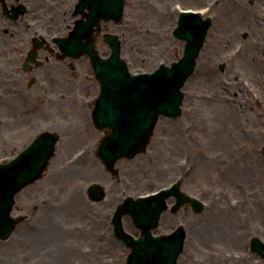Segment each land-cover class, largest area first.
I'll return each mask as SVG.
<instances>
[{"label":"rangeland","instance_id":"rangeland-1","mask_svg":"<svg viewBox=\"0 0 264 264\" xmlns=\"http://www.w3.org/2000/svg\"><path fill=\"white\" fill-rule=\"evenodd\" d=\"M209 1L126 0L122 24L107 25L108 30L122 38V55L130 71H153L161 63L170 65L179 60L185 41L176 37L173 30L180 8L194 7L207 15ZM238 1L220 0L216 7L219 16L209 30L194 74L182 88V114L177 118L161 116L147 151L119 162L122 168L133 165L137 169L138 191L168 185L185 174L186 192L206 202L202 212H195L187 204L180 213L162 214L163 219L177 224L185 213L187 238L178 264H214L211 250L222 234L231 233L226 235L228 240L222 237L223 245L237 247L231 239L240 237L242 210H231L226 200H216V194H226L230 189L231 168L217 159L231 147L235 140L232 137L244 134L250 138L252 168L248 170V182L264 190V164L259 165L254 155V151L259 155L264 146V0H242L244 6ZM50 2L56 4V0L42 4ZM99 40L104 41L102 36ZM103 45L109 54L110 48L104 42ZM66 76L71 77L68 83L61 80L62 75L54 79L49 104L39 107L37 117L27 123L24 133L14 122L12 111L18 112L22 100L28 111L29 100L11 90L10 103L18 104L9 110L8 124L15 128L7 149L3 147L4 117L0 105V162L14 157L41 131L51 129L60 135L57 152L45 174L16 197L14 214L27 219L9 239H0V264H127L129 250L122 245L115 247L111 215L108 213L106 237L98 236L97 221L92 222V216L99 203L88 202L84 206L77 202V194L74 196L89 182L101 178L95 168L101 164L97 144L104 131L95 126L92 118L100 84L92 69L87 75ZM24 84L27 87V81ZM39 88L34 85L32 90L37 93ZM241 124L248 134L242 131ZM238 173L239 168L235 167L236 178ZM250 219L255 222L253 217ZM124 224L130 229L133 221L128 217Z\"/></svg>","mask_w":264,"mask_h":264},{"label":"flooded vegetation","instance_id":"flooded-vegetation-1","mask_svg":"<svg viewBox=\"0 0 264 264\" xmlns=\"http://www.w3.org/2000/svg\"><path fill=\"white\" fill-rule=\"evenodd\" d=\"M42 1L47 0H0V105L2 117H4L2 120L5 132L3 147L6 149L11 146L10 133L15 128L8 124L9 117H11L9 110L18 104H15L16 101L13 105L10 103L12 89L16 90L21 98L29 100L28 111L25 110L27 107L26 104H23V100L18 107V112L14 109L12 111L15 113L12 116L14 122L19 124V131L24 133L27 123L37 117L40 111L39 107L49 104L48 95L54 92L53 83L58 75H62L61 80L68 83L71 77L66 75H87L91 69L88 55H76L86 49L90 41L89 34H85L83 31L78 37L73 35L78 21L86 18L88 8L77 13L79 0H56V4L50 2V4L44 5ZM219 1H209L212 3L210 11L216 18L219 16L216 9ZM238 2L243 4L242 0ZM27 15L31 16L30 20ZM110 23L112 22H102L101 31L96 36L97 47L101 45L99 51L103 56H107L103 42L107 43L100 41L99 36L104 37V33L109 31L107 24ZM25 81H27V87H25ZM46 83L51 86H47ZM34 85L40 87L37 89V93L36 89L32 90ZM34 94H36V99L33 98ZM258 102L262 104L261 100ZM20 107L21 109H19ZM6 110H8V114H6ZM241 129L245 134H248V130L243 124H241ZM107 134L109 132H104L101 137ZM232 138L235 140L231 142V147L227 149L224 156L217 159L220 164L227 163L231 168V179L228 182L230 189L228 188L226 194H216V200L218 202L226 200L231 210L241 209L242 212L239 214L243 218V227L241 232L238 231L240 237L231 239L232 242L234 240L237 243V247L229 248L230 246L222 244V237L228 240L226 235L229 236L231 233L217 237L214 243L215 247L211 250L210 259L214 264H264V190L262 187L256 188L255 185L252 186L251 182H248V170L252 168L249 163L250 138L245 137L244 134L242 137ZM259 151V155L255 151L254 155L258 164L261 165V163L264 164V146ZM124 160L132 159H121L114 168H109L101 160V164L95 168L97 171L99 170L101 178L98 181L89 182L83 192L87 204L88 202L99 203L96 205L97 210L94 211V217L92 216V222L97 221L98 236L106 237L108 213L111 215L110 227L116 241L115 247L118 248L121 245L128 247L117 238L114 232L112 219L117 207L129 196H137L154 190L152 188L143 192L138 191V175L135 171L137 169H134L133 165L122 168V164L119 162ZM181 163L184 162H178L179 165ZM235 167L239 168L238 178L234 174ZM183 175L185 176V174L178 175L176 179H181V182H178L180 189L186 192ZM94 183L99 186L93 187ZM171 183L173 182L168 185ZM176 199L175 195L168 198L169 207L166 211L175 212L173 208ZM183 207L185 205L178 209L179 213ZM184 215L185 213L181 214L183 219L180 218L177 224L173 221H166L162 215L158 227L153 231L154 236L170 234L177 226L186 225ZM128 217V215L124 216V220H128ZM251 217L255 219L254 223H252ZM130 225V229L125 227L130 233L136 237L142 236V231L139 228L134 224ZM109 247L112 249L111 245Z\"/></svg>","mask_w":264,"mask_h":264},{"label":"water","instance_id":"water-1","mask_svg":"<svg viewBox=\"0 0 264 264\" xmlns=\"http://www.w3.org/2000/svg\"><path fill=\"white\" fill-rule=\"evenodd\" d=\"M89 5L90 12L86 25L90 26L91 64L101 82V92L93 111L94 122L101 129L109 128L98 148V154L109 166L121 157H135L146 150L161 114L177 117L182 113L184 93L181 87L193 74L200 50L212 23L210 17L201 13L183 11L175 34L187 40L183 57L171 66L162 64L154 72L131 74L128 63L121 57V40L118 35L106 34L112 47L109 58L101 57L95 47L94 25L101 19L121 22L124 16L125 0H81L80 6ZM224 68V65L222 66ZM59 136L52 131L40 133L31 144L15 158L0 163V238L7 239L20 218L12 211L15 195L27 185L38 180L55 154ZM171 191L157 195L128 200L118 209L116 232L132 247L128 264H176L184 247L186 231L179 227L172 235L152 236V229L158 225L160 215L166 209V197ZM184 202H190L196 212L204 204L198 198L181 193L175 209ZM130 213L135 224L145 235L133 239L124 232L121 216Z\"/></svg>","mask_w":264,"mask_h":264},{"label":"bare ground","instance_id":"bare-ground-1","mask_svg":"<svg viewBox=\"0 0 264 264\" xmlns=\"http://www.w3.org/2000/svg\"><path fill=\"white\" fill-rule=\"evenodd\" d=\"M81 193L80 192L74 193V196H75V194H77V202H81V203H83L84 206H88L87 201H86L85 197L83 196V191Z\"/></svg>","mask_w":264,"mask_h":264}]
</instances>
